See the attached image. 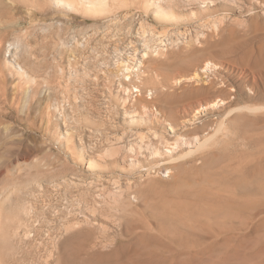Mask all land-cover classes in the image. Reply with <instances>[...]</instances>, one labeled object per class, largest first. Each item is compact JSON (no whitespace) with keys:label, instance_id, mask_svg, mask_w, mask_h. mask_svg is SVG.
<instances>
[{"label":"rangeland","instance_id":"374dc122","mask_svg":"<svg viewBox=\"0 0 264 264\" xmlns=\"http://www.w3.org/2000/svg\"><path fill=\"white\" fill-rule=\"evenodd\" d=\"M84 1L0 0V264H264V0Z\"/></svg>","mask_w":264,"mask_h":264},{"label":"bare ground","instance_id":"6f19581e","mask_svg":"<svg viewBox=\"0 0 264 264\" xmlns=\"http://www.w3.org/2000/svg\"><path fill=\"white\" fill-rule=\"evenodd\" d=\"M55 1V3L56 4H61V5H65L66 3L64 2V1H66V0H54ZM83 2H85V3H87V4H85L86 6V9H87V11H89V12H96V11H98L97 9H99L98 7H99V5L98 4H95V3H90V2H87V1H84L83 0ZM68 3V2H67ZM73 4V3H72ZM71 4V5H72ZM70 5V6H71ZM80 7V6H79ZM101 7V6H100ZM101 10V9H100ZM97 13V12H96ZM91 14V13H90ZM162 14V13H161ZM165 14V13H164ZM166 16V15H165ZM2 48H1V46H0V53L2 52V50H1ZM145 56V55H144ZM212 65L213 64H211V62H205V64H204V66L201 68L202 69V73H206L209 69L211 70V67H212ZM128 69V68H127ZM132 69V68H131ZM131 72V71H130ZM198 78H200L199 77V75H198V71H194V73H193V75L190 77V78H188V80L187 81H194V80H198ZM179 80V81H178ZM178 80H175L174 81V83L177 85V83H180L181 81H180V79H178ZM182 80V79H181ZM201 80V79H200ZM164 87V86H163ZM165 88V87H164ZM136 92H138V90H136ZM217 104L216 103H214V102H212V103H205V105H202V104H199V106L197 107V108H194V109H196V111H195V114H193V116H195L196 114H198L199 115V113H201V112H203L204 110H207V109H211V108H213V107H215ZM0 116H2V113H0ZM135 117V116H134ZM133 120V119H132ZM179 120V119H178ZM170 121V120H169ZM188 123H190V120H188V119H183L182 121H175V122H170V123H168L167 125V127H168V129H169V132L171 133V135H173L175 138L170 142L169 140L167 141H164L163 142V145H164V147L163 146H161V147H163V148H161L160 146H158V147H160V148H158L157 146L156 147H151L152 149H149V151H148V155L149 156H151L153 159H160V160H162V155L164 156H167V158H170V159H172V158H174V154H178L179 152H182L183 151V149H188V152H186L184 155H186V154H191L192 153V149H194V151H195V147L196 146H198L197 147V150H198V148L201 146H204L202 143H200L199 141H198V137H194V139L193 140H190V139H188V138H184V136L183 135H178V136H176V134H178V133H176V130H186V127H187V124ZM192 124V123H191ZM181 132V131H180ZM155 136V135H154ZM156 137V136H155ZM171 137V136H170ZM158 138V137H157ZM154 139V138H153ZM156 139V138H155ZM163 141V140H162ZM142 144V143H141ZM160 144H161V142H160ZM145 149V148H144ZM196 150V151H197ZM134 151L135 150H133V149H130V152H131V154H133L134 153ZM137 151V150H136ZM185 151V150H184ZM143 151H142V147L140 146L139 148H138V152H137V155L139 156V157H143V153H142ZM195 153V152H194ZM136 154V153H135ZM148 156V157H149ZM129 157V156H128ZM133 157H134V155H133ZM133 157H131L130 159H129V161H130V166H134V164L135 165H139V162H140V160H139V162H138V158H137V156L135 157V158H133ZM147 158V157H146ZM166 158V159H167ZM144 160V159H143ZM156 160H154V162L156 161ZM159 160V161H160ZM163 160H164V158H163ZM173 160H175V159H173ZM159 161H156V164L158 165V163H159ZM165 161V160H164ZM169 161V160H168ZM172 161V160H171ZM118 162V161H117ZM158 162V163H157ZM174 162V161H173ZM89 167H91V168H94V167H96V162L94 161V159L92 160V159H90L89 160ZM163 163V162H162ZM166 163V162H165ZM155 164V163H154ZM170 164V163H169ZM142 165V164H141ZM140 168V167H139ZM142 169V168H141ZM143 170V169H142ZM146 170V169H145ZM151 170H153V168L152 167H150V168H148L147 170H146V172L148 173L149 171H151ZM144 171V170H143ZM3 235V234H2ZM85 235L86 236H88V241H89V233L88 232H86L85 233ZM88 243V242H87ZM4 245V244H3ZM2 245V247H4ZM89 245V244H88ZM6 246V245H5ZM8 248V247H7ZM92 248V247H91ZM83 253V248H77V247H73L72 249H70L69 250V255L67 256H65L64 257V259H62L60 256L59 257H57V259H55V264H91V261H90V258L89 259H83V258H81L80 257V255ZM11 263H14V260L11 262ZM47 264V263H46Z\"/></svg>","mask_w":264,"mask_h":264}]
</instances>
